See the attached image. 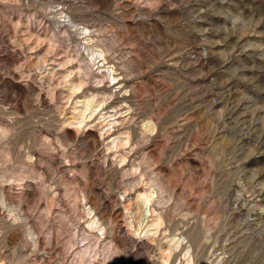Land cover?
I'll return each instance as SVG.
<instances>
[{
    "label": "rangeland",
    "instance_id": "rangeland-1",
    "mask_svg": "<svg viewBox=\"0 0 264 264\" xmlns=\"http://www.w3.org/2000/svg\"><path fill=\"white\" fill-rule=\"evenodd\" d=\"M0 127V264H264V0H0Z\"/></svg>",
    "mask_w": 264,
    "mask_h": 264
},
{
    "label": "bare ground",
    "instance_id": "bare-ground-1",
    "mask_svg": "<svg viewBox=\"0 0 264 264\" xmlns=\"http://www.w3.org/2000/svg\"><path fill=\"white\" fill-rule=\"evenodd\" d=\"M89 54L91 55V57L102 56L101 51H95V50H92V49L90 50ZM92 59L93 58H91L90 60H92ZM76 102L80 103V101H76ZM89 111H95V110H93L90 101L83 100L81 102V105H78V106L75 105V107L73 108V112L76 115L79 116L80 121H77L78 125H80L81 122L84 121V119L86 118V113L89 112ZM4 135H5V131H4L3 128L0 127V136H4ZM112 143L114 144V147L118 146L115 139H113ZM153 195H154V190L149 188L147 191H143L141 197L135 202V209H137L138 214L134 216V220L135 221H133V222H135V226L137 227L136 228L137 230H139L138 227H140L139 226L140 221L143 219V216L145 215V214L143 215L144 208H146L148 206V204L151 202V200L153 199ZM0 206L1 207H6V211L8 212V214L9 213H13L15 211L14 207L9 206L8 203L6 204L5 198L1 194H0ZM87 215H89V219L87 221L88 229H90V230L97 229L98 231H100V234H103V228L101 227V225H100V223L98 221V218H95L94 215H92V211H90L89 209L87 210ZM153 223H155V222H151V225H155L156 224V223L155 224H153ZM157 224H156V227H157ZM131 226H132V224H131ZM151 227H155V226H151ZM25 232H26V236L31 239L30 241H32L33 246H35L36 240L34 239L33 231L28 227ZM96 237L98 238L97 234H96ZM177 245H179V241L175 242L173 245H168L167 246V249L164 251V255H163L164 256L163 257L164 260H163L162 264L167 262V260L169 258L168 256H170L169 255L170 252L173 250L174 247H177ZM91 251H92L91 245H86L77 254L80 257H82L84 255L89 254ZM188 253H189V251L186 250L184 252L183 256L185 257ZM185 264H191L190 260H186Z\"/></svg>",
    "mask_w": 264,
    "mask_h": 264
}]
</instances>
